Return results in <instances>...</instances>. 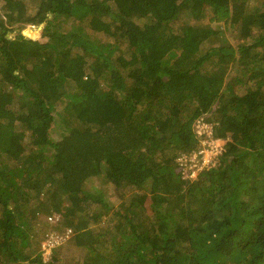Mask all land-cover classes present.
Wrapping results in <instances>:
<instances>
[{
    "label": "trees",
    "instance_id": "1",
    "mask_svg": "<svg viewBox=\"0 0 264 264\" xmlns=\"http://www.w3.org/2000/svg\"><path fill=\"white\" fill-rule=\"evenodd\" d=\"M52 214L76 264H264V0H0V264H59Z\"/></svg>",
    "mask_w": 264,
    "mask_h": 264
},
{
    "label": "built area",
    "instance_id": "2",
    "mask_svg": "<svg viewBox=\"0 0 264 264\" xmlns=\"http://www.w3.org/2000/svg\"><path fill=\"white\" fill-rule=\"evenodd\" d=\"M213 127L212 122L202 117L194 122L193 131L199 139L197 148L189 153L179 154L175 159L177 171L182 180L195 181L202 172L216 166L224 148L218 144L219 140L214 136ZM58 220L57 214L48 217V221L53 224ZM71 233V230L67 229L58 234L48 235L42 244V257L47 255L49 259L52 250L68 239Z\"/></svg>",
    "mask_w": 264,
    "mask_h": 264
},
{
    "label": "rangeland",
    "instance_id": "3",
    "mask_svg": "<svg viewBox=\"0 0 264 264\" xmlns=\"http://www.w3.org/2000/svg\"><path fill=\"white\" fill-rule=\"evenodd\" d=\"M207 16H211V14H208ZM59 21L60 20H58L57 22H59ZM43 24H41L39 26H31V25L25 26L24 28L13 27L12 32L8 33L7 36L13 37L16 35V33H19L26 38L33 39V40H39L41 38V34H42L41 32L43 31ZM26 29H29L27 32H33V31L37 32L38 36L37 37L35 36V38L27 36L26 34H24V30H26ZM225 36H226V39H229L231 42L235 41V37L228 36L227 33L225 34ZM202 118L205 119L206 117L205 118L202 117ZM218 140H219L218 144L223 146L222 148H224L223 140L222 139H218ZM218 162H219V160H218ZM218 162L216 163V165L218 164ZM89 187H92L95 189L96 188L98 189V187L102 188V190H100V191H102L103 194L106 196L105 199L107 202H109L110 205L116 207L119 204V202H120V199L118 200L119 196L114 193L116 190L111 189L110 186H108L107 183H105L104 181L102 183H100L99 181H93ZM145 206H146L147 213L149 215H151L148 201L146 202ZM52 215H46V222L48 223V225L46 223H45V225L47 227L46 226L44 227L41 224H39V226L37 227L39 234L36 237V241L41 240L40 242H42L43 238L45 240V238L48 237V235L58 234V233L64 232L65 230L68 229L62 225L61 217L58 214L57 215L59 216V220L57 223L53 224V223L49 222L48 217L52 216ZM42 218H43V216H42ZM72 236H73V234L71 233V235L68 239H66L62 244H60L55 249H53L49 259H48L47 255L42 257V253H41L40 254L41 260L43 262L45 261V263H46L47 261H50L53 256H55L57 258L59 264H76L79 261L80 257H82V254L76 247H74V245H72L73 244Z\"/></svg>",
    "mask_w": 264,
    "mask_h": 264
},
{
    "label": "water",
    "instance_id": "4",
    "mask_svg": "<svg viewBox=\"0 0 264 264\" xmlns=\"http://www.w3.org/2000/svg\"><path fill=\"white\" fill-rule=\"evenodd\" d=\"M27 39H29V38H27ZM31 40H33V39H31Z\"/></svg>",
    "mask_w": 264,
    "mask_h": 264
},
{
    "label": "clouds",
    "instance_id": "5",
    "mask_svg": "<svg viewBox=\"0 0 264 264\" xmlns=\"http://www.w3.org/2000/svg\"><path fill=\"white\" fill-rule=\"evenodd\" d=\"M209 122V121H208Z\"/></svg>",
    "mask_w": 264,
    "mask_h": 264
}]
</instances>
